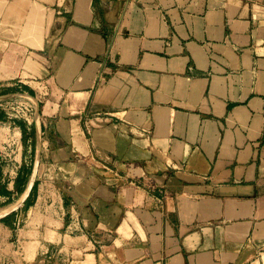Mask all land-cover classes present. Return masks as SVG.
<instances>
[{
    "label": "crops",
    "instance_id": "1",
    "mask_svg": "<svg viewBox=\"0 0 264 264\" xmlns=\"http://www.w3.org/2000/svg\"><path fill=\"white\" fill-rule=\"evenodd\" d=\"M14 98L0 264H264V0H0Z\"/></svg>",
    "mask_w": 264,
    "mask_h": 264
},
{
    "label": "built area",
    "instance_id": "2",
    "mask_svg": "<svg viewBox=\"0 0 264 264\" xmlns=\"http://www.w3.org/2000/svg\"><path fill=\"white\" fill-rule=\"evenodd\" d=\"M0 107L6 112L7 117L13 120L22 119L30 121L35 113V103L26 98H14L0 102ZM14 124L0 123V164H12L18 153L22 140L18 129ZM18 165L13 164L8 172L9 178H13Z\"/></svg>",
    "mask_w": 264,
    "mask_h": 264
}]
</instances>
